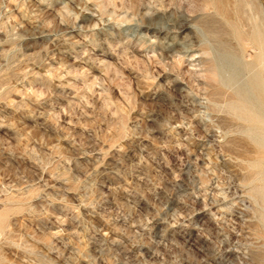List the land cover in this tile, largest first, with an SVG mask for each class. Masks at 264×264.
<instances>
[{
  "label": "rangeland",
  "instance_id": "rangeland-1",
  "mask_svg": "<svg viewBox=\"0 0 264 264\" xmlns=\"http://www.w3.org/2000/svg\"><path fill=\"white\" fill-rule=\"evenodd\" d=\"M263 104L264 0H0V264H264Z\"/></svg>",
  "mask_w": 264,
  "mask_h": 264
},
{
  "label": "bare ground",
  "instance_id": "bare-ground-1",
  "mask_svg": "<svg viewBox=\"0 0 264 264\" xmlns=\"http://www.w3.org/2000/svg\"><path fill=\"white\" fill-rule=\"evenodd\" d=\"M253 21H254V20H253ZM257 27H258V26H257ZM258 28H259V27H258ZM221 41H223V40H221ZM223 42H224V41H223ZM225 42H226V41H225ZM225 42L223 43L224 45H225ZM221 43H222V42H221ZM221 43H220V44H221ZM250 43H252V42L250 41ZM243 44H244V43H243ZM221 45H222V44H221ZM244 45H245V44H244ZM222 46H223V45H222ZM225 46H226V45H225ZM242 46H243V45H242ZM246 46L248 47V45H246ZM246 46H245V47H246ZM230 47H231V46H230ZM222 48L225 49L226 47H225V48L222 47ZM228 48H229V47H228ZM243 48H244V47H243ZM229 50L233 51L232 48L229 49ZM226 51H227V49H226ZM224 52H225V51H224ZM235 52H236V51H234V53H235ZM226 53H227V52H226ZM232 53H233V52H232ZM236 53H237V52H236ZM236 53H235V54H236ZM233 58H234V57H233ZM234 68H235V67H234ZM235 69H236V68H235ZM236 80H237V79H236ZM250 80H251V79H250ZM253 80H254V79H253ZM258 81H259V80H258ZM245 82H246V81H245ZM259 82H260V81H259ZM260 85H261V83H260ZM243 86H244V85H243ZM245 86L247 87V85H245ZM248 86H250V85H248ZM251 87H252V85H251ZM256 87H257V86H256ZM243 88H245V87H243ZM252 89H253V87H252ZM255 89H256V88H255ZM236 90H237V89H236ZM253 90H254V89H253ZM260 90H261V89H260ZM233 91H234V90H233ZM242 91H244V89H243ZM246 91H247V90H245L244 93L248 95V91H247V93H246ZM255 91H256V90H255ZM243 95H244V94H243ZM251 97H252V96H251ZM238 98H241V99H242V97H238ZM259 98H260V97H259ZM245 99H246V98H245ZM253 99H254V98H252L251 100H253ZM248 102H249V101H248ZM262 103H263V102H262ZM262 103H261V104H262ZM246 105H247V104H246ZM253 105H254V104H253ZM263 105H264V104H263ZM232 117H233V116H232ZM261 117H262V116H261ZM236 121H237V120H236ZM249 141H250V140H249ZM253 144H254V143H253ZM260 152H261V151H260Z\"/></svg>",
  "mask_w": 264,
  "mask_h": 264
}]
</instances>
